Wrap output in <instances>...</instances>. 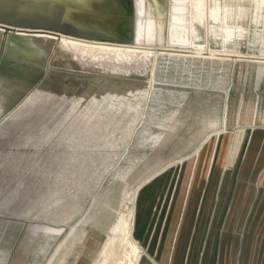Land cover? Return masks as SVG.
<instances>
[{"label":"rangeland","instance_id":"obj_1","mask_svg":"<svg viewBox=\"0 0 264 264\" xmlns=\"http://www.w3.org/2000/svg\"><path fill=\"white\" fill-rule=\"evenodd\" d=\"M163 2L161 11L152 8L154 36L130 31L135 44L172 47L170 3ZM115 15L113 0H0V24L11 28L0 30V264H106L113 238L108 264H116L124 253L120 224L131 264L148 258V236L155 250L150 264H169L175 250L189 262L197 249L206 252L199 264H228V255L214 257L215 250L238 251L241 263L247 253L258 264L264 138L254 144L256 114L227 127L226 108L230 103L239 114L244 101L255 102L264 76L247 71L231 87L233 62L221 68L216 59L192 64L160 56L150 93L141 64L117 73L111 63L65 49L55 53L54 40L15 33L43 29L121 41ZM245 24L253 29L250 19ZM259 29L264 35V24ZM30 40L32 57L12 44ZM251 46L245 41L239 50L261 55L257 43ZM130 86L140 91L131 94ZM107 88L125 95V105H137V121L133 110L111 109L102 100ZM158 117L167 120L155 125ZM214 118L218 124L211 127ZM157 181L163 186L140 206L139 194Z\"/></svg>","mask_w":264,"mask_h":264},{"label":"bare ground","instance_id":"obj_2","mask_svg":"<svg viewBox=\"0 0 264 264\" xmlns=\"http://www.w3.org/2000/svg\"><path fill=\"white\" fill-rule=\"evenodd\" d=\"M73 1L82 4L86 2V0ZM210 1L211 0H169L170 5L167 9V18L169 22L168 43L172 44V47H157L145 44L138 45L133 42L134 38H131L130 35V31L134 30L135 36L138 38H147L150 40L154 36L156 19L153 15L152 8L154 6L159 11L164 9L163 0H149V6H147L146 0H113L114 11L116 13L113 18L114 20H119V23L115 26V31L120 36L121 41L85 39L66 35L64 33L49 32L43 29H18L15 33L24 36H32L33 38L54 40L55 53L59 49H65L89 57L92 60H97L103 64H105V62L108 64L111 63L114 64V71L117 73L120 70L118 68L124 65L136 66L141 64L147 72L146 80L150 82V93H152V88L155 86L160 56L173 57L180 62H190L192 64H196L197 62L204 64L205 62L216 59L220 62L219 66L221 68L226 65V61L233 62L234 73L231 87L234 86L235 81L243 79L247 71H250L252 75L264 76V53L262 51L264 39L263 34L258 31L260 30L261 24H264V12H262L261 17L252 16L251 25L253 29L250 28V31H248L242 25L241 15L244 10L242 4L238 5L236 8L237 11L233 16L232 10L226 3H224L220 12L217 13L213 11ZM133 19L134 25L132 26ZM0 30H3V28L0 27ZM201 38L205 40L204 45L197 44L196 42ZM245 41H250L252 49L257 43L260 47L259 50L261 55L258 56L252 52V50L249 53H244L239 50L230 51L211 48V43L213 42H233L239 46ZM12 44L16 50L23 48L31 50L29 51L30 53H28L30 57L34 54L35 48L31 40L27 45H24L20 41H15ZM176 44L187 45V47L178 48L174 46ZM248 60L250 61L249 63L247 62ZM27 61L29 62L30 60L27 59ZM135 90L140 91V88L135 87ZM135 90L132 86L127 89L131 94H133ZM1 91L5 93L8 89L5 86H1ZM229 93L230 92H228V95ZM124 98L125 95L119 96L117 91L107 88L102 100H107V105L109 107L111 106V109L119 110L123 106H126L129 111L133 110V116L135 117L133 122L137 121V105L132 104L131 101H129V104L125 105ZM226 111V123L229 128H232L236 121L245 120L249 114H254V116L256 114L259 117L258 110L256 113L254 101H244L239 114H237L230 103H228ZM263 113L264 112H260V114ZM165 120H167V117H158L155 125L161 126L164 124ZM217 124L218 121L215 118L210 122L211 127ZM146 129H148V127ZM155 138L158 140L161 137L157 136ZM203 139L204 142L208 141L209 136L207 135ZM198 154L203 156L205 150L202 152L199 151ZM202 164H204V162ZM162 186L163 184L157 181L152 182L151 185L144 188L145 190L139 194L140 197L138 196L139 205H149L151 193ZM126 220L127 216L121 219V223L126 222ZM117 233H120L122 236L124 253L119 260H116V264H120L123 261H126V264H131V257L126 256L125 252L127 243L122 235L121 224L116 229V234ZM114 239L115 238L110 241L105 252L107 259L106 264H108L109 261V247L114 243ZM112 250L114 252V248ZM113 252H111V254ZM131 253L137 255L138 247L133 246ZM140 264H150V261L148 258H144L141 260Z\"/></svg>","mask_w":264,"mask_h":264},{"label":"crops","instance_id":"obj_3","mask_svg":"<svg viewBox=\"0 0 264 264\" xmlns=\"http://www.w3.org/2000/svg\"><path fill=\"white\" fill-rule=\"evenodd\" d=\"M210 2L212 4L213 11H216L217 13L220 12L224 3H226L229 6V8L232 10L233 16H234L235 12L237 11L236 8L238 7V5L242 4V6L244 7L243 13L241 15L242 25L248 31H250L251 26L246 25L245 22L248 19H250V22H251L252 16L261 17L262 12H264V0H211ZM235 16H237V15H235ZM263 39H264V35H263ZM197 44L204 45L205 43L204 42H197ZM214 44H219L220 48H213L212 43H211L212 49L230 50V51L239 50L240 46L242 45L241 44V45L237 46L233 42L214 43ZM262 51L264 53V41L262 43ZM262 86H263L262 90L257 92L256 101H255L256 113H257V110L259 113V117L257 116L258 117L257 128L259 130L256 131V133H255L254 144L258 140H261L262 137L264 138V133L260 130L261 128H264V113L260 114V112L261 113L264 112V84ZM144 239L148 242L147 248H144V252L148 256V258L151 260V262L152 261L154 262L155 250L153 251V249L150 248V245L152 244V242H150L149 236L147 238L144 237ZM186 253L188 254V251ZM214 253H215L214 257H216V256L218 257V254L220 253V256H219L220 258L221 257L223 258V254H224V256L228 255V258H229L228 264H252L251 263V256L248 255L247 253H245L246 255H244V257H243L244 259H243L242 263H241V259H240V255H239L238 251H235V250L234 251H229V250L223 251L222 250L220 252V251L215 250ZM205 254H206V252L205 251L202 252V250H198V249L192 250L190 252V255H189L190 261L188 262V261L183 260V255H182V253H180V250H175L173 252V259H172V261L169 262V264H199V262L197 260L198 257L199 258H200V256L204 257ZM171 256L172 255H170V257ZM186 257L188 258V255ZM263 258H264L263 255H260V260H259L258 264H264ZM36 261L38 262V260H36Z\"/></svg>","mask_w":264,"mask_h":264},{"label":"water","instance_id":"obj_4","mask_svg":"<svg viewBox=\"0 0 264 264\" xmlns=\"http://www.w3.org/2000/svg\"><path fill=\"white\" fill-rule=\"evenodd\" d=\"M0 27H4V28H10V27H7V26L1 25V24H0ZM10 29H11V28H10Z\"/></svg>","mask_w":264,"mask_h":264}]
</instances>
